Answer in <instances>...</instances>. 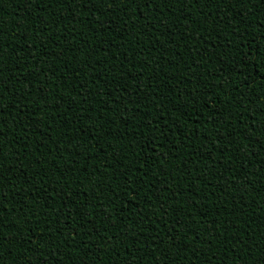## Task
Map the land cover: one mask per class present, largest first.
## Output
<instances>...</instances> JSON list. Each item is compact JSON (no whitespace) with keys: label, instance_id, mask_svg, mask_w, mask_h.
<instances>
[{"label":"trees","instance_id":"1","mask_svg":"<svg viewBox=\"0 0 264 264\" xmlns=\"http://www.w3.org/2000/svg\"><path fill=\"white\" fill-rule=\"evenodd\" d=\"M38 3L39 0H0V28L4 29L2 39L7 45L6 57L9 71L11 67L19 68V64L26 65L24 72L32 77L30 85L21 84L22 91L30 87L32 95L25 101L28 107L19 117L22 124L28 125L30 136L28 148L27 150L20 149L19 140H17L15 149L5 144V155H10L13 151H22L23 155L29 157L30 160L39 157L45 162L44 167L39 169L40 180H27L23 169H20V173L16 171L15 163L8 162V166L14 169V173L10 175L16 177H14L15 184L21 194L26 199L28 195H31L36 201L33 203V199H27L28 206L32 209L30 215L33 219L43 220L42 213L47 208L51 215L58 216L63 223L64 217L59 215V211L71 210L73 213L70 221L72 228L62 229L67 234L73 229L81 228V220L75 215V208L79 206L84 212L89 209L90 205L96 204L97 211L93 215L100 219L95 221V225L105 242L109 236L115 235L116 230L110 226L107 216L111 215L113 209L116 208L122 209L121 216L125 217L121 222L119 218L113 216V219L117 221V226L120 227L122 223L124 228L130 230V235L143 229L144 238L141 243L145 245V248L153 236H159L167 244L169 227L164 225V220L174 222L184 215L174 212V208L181 204L187 207L191 203L190 193L171 196V192L184 193L188 187L187 179L178 181L174 178L177 175L184 176V172L177 173L176 168L187 167L189 170L199 168L207 172L211 167L212 172L202 177L206 179L204 182L208 183V187L205 188L199 180L196 181L198 190L196 204L188 208L187 219H182L177 225L181 235H184L185 230L188 229L185 238L192 241L193 249L198 243L193 240V236L197 233L205 240H213V244L211 241H205L218 256L213 259L221 258L225 264L229 258L238 259L239 264H245V261L251 264L249 259L253 258V247L257 248L256 258L259 260L261 251L264 250V172H262L264 165H261L264 163V39H262L264 28H261L264 27L261 26V23H264V5L245 4L233 8L232 0H225V6H217L213 9L217 19L224 22L218 26L212 23L211 14L199 5L190 11L188 4H185L183 9L175 5L163 7L161 9L164 13L163 18H159L158 9L157 12L145 11L143 13L134 5L125 7L122 3L114 9L108 8L106 4H101L99 9L94 5H85L75 10L76 17L73 16V19L77 22L69 25L68 30L75 36L71 44L72 50L64 51L56 60L53 55L67 48L72 38L68 36L67 31L61 34L59 30H56L53 34L55 39L53 43L47 38L42 28L47 21L52 19L50 12L55 11L63 18L67 15V7L69 10L73 9L71 5H60L54 10L51 7L40 9L37 6ZM92 11L95 13L93 14ZM144 17L147 19H143ZM229 23L231 28L237 29L233 35L226 26ZM165 27L171 29V33L174 34L171 39L167 33L161 35ZM145 28L148 30L145 31ZM157 39L159 43H156ZM41 43L53 55L42 57L44 49H36L35 52H31L29 59L19 62L15 60L17 55L24 56L36 44ZM221 44L224 47H216ZM20 48L24 51L20 52ZM31 56H35L36 59H31ZM105 60L108 61L107 65L104 64ZM86 62L90 67H84ZM65 63L68 65L67 68H65ZM190 65L195 67L190 68ZM41 69L45 71L41 73ZM49 69L55 71L56 76H52ZM79 69H83L79 79H72ZM8 75L10 73L6 71L5 77ZM57 77H63L69 82L61 83ZM20 79L24 80L28 77L21 76ZM43 79H46L48 83H37ZM81 81L84 82L87 104H80L81 110H78L76 105L72 104V100L75 99L79 103L82 99L77 88ZM57 84H60L58 89L55 87ZM5 88L9 93L12 91L7 84ZM73 88H77V91H73ZM152 89H155L158 99L149 108L146 107L145 97L152 99ZM130 92L131 97H129ZM42 96L51 100V107L44 104ZM61 97L64 98V103L58 111L53 112L52 109ZM9 98L15 103V99H19V96ZM129 100L138 104L139 107L135 110H131L133 105L125 108L124 105ZM237 101H240V104H237ZM116 102H119V107ZM66 106H71L72 111L68 112ZM8 107L13 109L12 113H4L5 133L7 139H12L13 132L16 136L22 133L20 127L15 125L14 105ZM83 109L87 111H82ZM174 109H179V111ZM32 113L35 115L33 116ZM161 113L164 115L163 122L159 121ZM88 115L91 119L85 118ZM68 116H71L76 123L69 121L65 124L63 118ZM197 116L200 117L198 122ZM100 117H103V128H97L101 122ZM153 117L157 120L154 121ZM109 121H111L110 124ZM213 122L220 126L230 124L231 129L238 134L233 144H243L252 150V155L248 157V163L245 165L251 180L248 181L251 186L246 189L242 188L237 191L234 187L230 188L229 182L223 179V168L213 167L211 161H205L202 158V153H207L215 142L212 139L216 134ZM49 125H51L50 132L48 131ZM81 127L92 129L87 138L80 132ZM256 129L258 131L251 137L250 134ZM193 132L196 135H193ZM101 136L104 137L102 141ZM121 136L123 139H120ZM185 136H187L186 141ZM197 136L200 139H197ZM242 136L250 141H244L241 139ZM149 140L154 142L148 143ZM162 140L163 143H161ZM259 140L261 143L252 148L253 142L259 143ZM68 141L72 143L69 144ZM109 143L112 146L105 147ZM215 143L219 147V142ZM36 144L43 145L42 155L34 153ZM185 144L191 147L186 148ZM94 145L97 147H93ZM201 145H206V147L201 148ZM65 146H67V151L64 150ZM98 147L104 149L100 153V159H87L88 153L95 157ZM193 149L196 150L195 157L190 155ZM76 151L84 155H76L73 159ZM220 151L223 154L224 150ZM233 154L234 149L233 152L224 154L221 159L220 154L213 149L208 155L227 166ZM125 155L127 159L121 161L125 168L142 166V170L146 172L144 190L140 193L142 199L137 202L121 193V188L124 187L121 172L124 169L117 165L116 168L109 167L106 174H100L101 181L110 183L111 187L106 188L100 194L99 201L94 200L93 197L96 195L97 185L100 182L95 179L97 176L95 169L102 167L109 160L119 159ZM147 156L152 159H145ZM236 159L237 163L233 165V168L243 167L245 162L241 161L238 156ZM20 163L27 169V174L30 176L38 170L37 165L29 166L28 161L23 159ZM81 167L86 168L87 171H74L71 174L67 171L69 168L80 169ZM165 173L168 174L167 177ZM251 173L256 175L252 176ZM111 174H114L116 179L106 180L105 176ZM237 174L242 179L245 173L238 171ZM140 177L141 171L132 173L133 180ZM45 179L48 181L47 184L43 183ZM218 183L224 186L226 190L224 194L217 187ZM152 184H155V187H151ZM6 187L5 203L11 209L16 202L17 194L11 192V184H7ZM132 187L136 188L137 185L133 184ZM165 187L167 191H157ZM200 191L208 194L207 201H201ZM77 193H83L79 200L76 198ZM157 195L168 199V203L163 205L167 209L166 217L161 216L155 207L159 204L156 200ZM117 196L119 199H116ZM149 197H151V204L148 203ZM225 199L228 203L226 210H223ZM137 203H139L138 207ZM16 207L19 208L20 205L17 204ZM217 208L222 210L219 223H210L216 219L214 209ZM0 210L4 212L5 217L8 216L7 208ZM141 211L145 214L143 222L135 215ZM154 212L155 215H153ZM12 215L13 217L16 215L15 208L12 209ZM21 217L27 222V214L23 213L22 209ZM157 219L160 220L159 229L154 223ZM189 219L195 220L190 228ZM150 221L153 223L150 224ZM233 221L236 226L234 230L231 229ZM102 222L109 224L107 232L103 230ZM225 223L229 224L230 236L234 233L242 234L244 239H248V245H244V248L248 249V257L239 247L231 248L230 245H225L223 255L221 241L224 237L220 236L216 230L225 231L223 227ZM18 226H20L18 221L17 225L15 223L2 225L5 230H15ZM56 227L55 223L49 221L48 224H38L34 231L37 234L42 231L45 237L44 244H48L50 241L47 237ZM89 227L91 225L85 226L81 235L84 236V243L90 246L94 241L87 235ZM205 228L209 231L205 232ZM29 232L32 230L29 229ZM72 234L78 235L75 232ZM32 235L34 239L37 238L34 232ZM12 239L24 238L5 237V247L10 249L4 253V264H12L13 258L20 264L19 256L23 253V249L8 245L7 243H11ZM40 239H43V236ZM61 239L63 238L58 234L53 236L52 248H55ZM237 239L239 238L233 237L234 241ZM28 243L30 241L25 240V244ZM67 243L68 241H65V244ZM133 243L136 241L134 240ZM259 244L260 249H258ZM160 247L163 245L152 250L159 253ZM117 248L121 252L120 256L117 252L116 257L114 252H108L105 248L104 253L106 254L102 253L101 257L97 258L106 260L107 264H133L132 255L135 257L143 255V252L136 253L135 248L129 250L119 244ZM229 250L232 253L228 257ZM37 251L35 248L32 249L34 256ZM44 251L47 254L48 250L44 249ZM175 252L176 249L173 248L169 254L162 253V255L171 259L172 264H205L207 261V255H202L200 260H196L192 249L187 253V262L184 260L186 255L184 252L178 256L174 254ZM57 254L59 253H53V256ZM67 254L75 259L76 264H85L92 253L89 252L88 256H83L82 260L77 248H73L71 253ZM126 254L129 257L128 260L125 259ZM24 255L27 258V253ZM52 258V256L49 257V264H52ZM156 258L158 259L159 256L157 255ZM61 260L63 261L64 257H61ZM40 264H46V262L41 260ZM56 264L59 262L57 261ZM134 264H138V261Z\"/></svg>","mask_w":264,"mask_h":264},{"label":"snow or ice","instance_id":"2","mask_svg":"<svg viewBox=\"0 0 264 264\" xmlns=\"http://www.w3.org/2000/svg\"><path fill=\"white\" fill-rule=\"evenodd\" d=\"M121 3L124 4L125 7H127L128 5H134L140 10V12H143V13L145 11L157 12V9H158L159 18H163L164 16L163 11L161 10L163 7L175 5L183 9L184 5L188 4L190 5V7H188L190 11L192 8H197V6L199 5V7L202 6L203 8L207 10V13L211 14L212 23L214 25L218 26L219 24L224 23L223 20L217 19L216 12L213 11V9L217 8V6L219 7L225 6V0H39V3L37 6L40 9H48L49 7H51V9L54 10L57 6H60V5H66V6L71 5L72 6V9L74 11L69 10V8L67 7V15L63 16V18L61 14L55 11L50 12L49 15L52 17V19L47 21L45 26L42 28V31L46 33L47 38L49 40H52L53 43H55L53 34L56 30H59L61 34H64V32L67 31L68 36L71 37L72 39L69 40L67 48L61 49V52L55 55H53V53L50 52L45 47V45L41 43V44H36L35 47L32 48L30 52L25 54L24 56L17 55L15 57V60L19 62L22 60L29 59L31 52H35L36 49H44L42 53V57L43 55H53V58L58 60L60 58V55H62L64 51L72 50L71 44H72V40L75 39V36L68 29H69L70 24L77 22L76 19L75 20L73 19V16L76 17V12H75L76 9H79L85 5H88V6L94 5L95 8L99 9V6L101 4H106L108 5V8L114 9L116 6H118ZM245 4L264 5V0H232L233 8L239 5H245ZM94 13L95 12H93V14ZM143 19H147V18L144 17ZM182 19L188 20L187 18H182ZM65 21H67V23H65ZM192 22L195 23V21H192ZM125 24H127V21H125ZM49 25L51 26L49 27ZM226 26L229 28L230 33L232 35L233 33H236L237 29L231 28L230 23L227 24ZM261 26H264V23H261ZM261 28H264V27H261ZM147 30L148 29L145 28V31ZM3 32H4V29L0 28V209L7 208L8 216L5 217L4 212L0 210V264H4V253L8 252V250L10 249V248L5 247V237H9V238L23 237L24 238L20 240L12 239L11 243H7L8 245L18 246L23 249V253L19 256L20 264H40L41 260H44L46 264H49L50 256L53 257L51 260L52 264H56L57 261L59 262V264H65V261H66V264H76L75 259L70 254L66 255V253H71L73 248L79 249L81 253V260L83 259V256H88L89 252L92 253L89 260L85 262V264H107L106 260H101L100 258H97V257H101V254L104 253L105 248H107L108 252H114L116 257H117L116 255L117 252L120 256L121 252L117 248L118 244L129 250L135 248L137 250L136 253L143 252V255L139 257H135L132 255L131 259L133 261V264L134 262H137V261H138V264H172V260L162 255V253L169 254L171 249L173 248L176 249V252L174 254L177 256L181 252H184L186 254L184 256V260L186 262L188 261L187 253H189V250L192 249V254H195L196 260H200V257L202 255H207V261L205 262V264H225V262L221 258L213 259V257H218V256H216L215 252L213 251V248L209 247V244L205 242V241H211V244H213V240H205L199 235V233H197L193 236V240H196L198 243H197V246L193 249L192 241L187 240L185 238L187 236L188 229L185 230L184 235H181V232L177 227V225L180 224V221L182 219H187L188 208L193 207L196 204V197L198 194V190L196 188V181L199 180L200 184L203 185V187L205 188L208 187V183L204 182L206 179H202V177H206L208 174L212 172L211 167L207 170V172L202 171L199 168L192 169V170L187 169V167L183 169L176 168L177 173L180 171H183L184 176L181 177L177 175L174 178L178 181L181 179H187L188 187L186 189V192L184 193H181L179 191L171 192V196L176 197L177 195H186L190 193L191 203H189L187 207H185L184 204H181L179 207L174 208V212L184 214L183 216L178 217L174 222H170L167 219L164 220V225L169 227V233H168L169 240L167 244H165L164 241L159 236H153L151 242L148 244L147 248H145V245L141 243L142 238H144L143 229H139L135 232L134 235H130V230L127 228H124L122 223L120 227L117 226V221L113 219V216H116L117 218H119L121 222L125 219V217L121 216V212L123 210L116 209V208L113 209V213L111 215L107 216V219L110 222V226L116 230L115 235L109 236L108 240L105 242L103 237L100 235L99 230L96 229V225H95V221L97 219H100L98 216L93 215V213L97 211L96 204L90 205L89 209L85 210L84 212H82L81 207L79 206L75 208V215L79 216L81 220V228L73 229L72 231L67 232V234L62 229H64L65 227L72 228L70 221H71V216L73 213L71 210H69L68 212L54 210V211H59V215L64 217L63 223L61 222L58 216L51 215L49 209L47 208L43 210V213H42L44 217L43 220H40L39 218L33 219V217L30 215L32 209L28 206V203H27V199H33V198L31 195H28L26 199L21 194L20 189L15 184V179H14L15 176L10 175L14 173V169L11 166H8V162L12 161L13 163L16 164V171L20 172V169H23V173L26 174L27 180H40L41 177H40L39 169H42L44 167L45 162L39 157H37V159L35 160H30L29 157H26L23 155L22 151H13L11 152L10 155H5V144L10 145L12 149H15L17 145V140H19L20 149L27 150L28 148V140L30 139V136L28 133V125L22 124L19 117L23 115L24 109L28 107L25 101H27L28 97L32 95L31 88L28 87L27 90L22 91L21 84L30 85L32 77L30 74H26L24 72V67H26V65H20L19 63H17L19 64V68H17L16 66L11 67V71H9V67L7 66V57H6L7 45H6V42L2 39ZM166 33L169 35V39H171L172 36L174 35L173 33H171V29L165 27L164 31L161 32V35H165ZM178 39H182V37H178ZM241 39H243V37H241ZM262 39H264V37H262ZM156 43H159L158 39ZM77 47H79V45ZM216 47H224V45L223 44L216 45ZM19 51L23 52L24 49L20 48ZM197 55H199V53H197ZM31 59L35 60L36 57L31 56ZM37 63H39V61H37ZM107 63L108 61L105 60L104 64L107 65ZM67 66H68L67 63H65V68H67ZM84 67L87 68V67H90V65L86 62ZM194 67H195L194 65H190V68H194ZM6 71L10 73V75H8L7 77H5ZM33 71H35V69H33ZM40 71L41 73H43L45 69H41ZM49 71H51L52 76H56L55 71H52L51 69H49ZM82 71L83 69L77 70V75L73 77L72 79L78 80L79 75ZM21 76L28 77V79L21 80L20 79ZM57 80H60L61 83L69 82L68 80H65L63 77H57ZM189 82L191 81L189 80ZM37 83L47 84L48 81L46 79H43L42 81H37ZM6 84L10 86L12 89L10 93L6 91V88H5ZM55 87L58 89L60 87V84H57ZM77 88L79 89L78 94L82 97V99L79 103H77V101L73 99L72 104L76 105L78 110H81L80 104H87V95L84 92V82L81 81L78 84ZM77 88H73V91H77ZM17 95L19 96V99H15V103H13V99H10L9 97L13 98V97H16ZM69 95H71V93H69ZM131 95L132 93L130 92L129 97H131ZM151 96H152V99L150 100L147 97H145V99L147 100L146 107H149V108L152 107L153 103H155V101L158 99L155 93V89L151 90ZM41 99L44 101L45 105L51 107L50 99H48L45 96H42ZM63 103H64V98L61 97V99L56 102L55 108L52 109L53 112L58 111L59 108L61 107V104ZM116 103H117V107H119L120 106L119 102H116ZM236 103L240 104V101H237ZM9 105H14V108L16 109V117L14 118L15 125H18L20 127L21 133H22L20 136H16L13 132V129L10 128L11 132H13L12 139L6 138L7 134L5 133V123H4V120H5L4 113L5 112L12 113L13 108H9L8 107ZM129 105H133L131 110H135V108L139 107L138 104H134V102L131 100H129L124 105V107L128 108ZM157 108H159L158 104H157ZM66 110L68 112H71L72 111L71 106H66ZM174 110L179 111V109H174ZM82 111L86 112L87 109H83ZM32 115L34 116L35 113H32ZM182 115H186V113H182ZM85 118L91 119V116L88 115ZM63 119H64L65 124H67L69 121H71L72 123H76V121L73 120L71 116L64 117ZM196 119L198 122L200 120V117L197 116ZM153 120L156 121L157 118L153 117ZM100 121L101 122L97 126V128H103L104 126L103 117H100ZM159 121L160 122L164 121L163 113H161L159 117ZM108 123L110 124L111 121H109ZM8 124H9V121H8ZM13 127H16V126H13ZM213 128L215 129L216 134H214L212 139L215 142H219V147H217L216 143L214 142L212 147L208 149L207 153H202V158L205 161H211V164L213 167L223 168V179L229 182L230 188L234 187L237 191L241 190L242 188L246 189L247 187L251 186V183H248V181H251V180L249 179V174L246 172L245 165L248 163V157L252 155V150H249V148L243 144H235V145L233 144V141L235 140L238 134L236 131L231 129L230 124H225L224 126H220V125L215 124V122H213ZM48 131L49 132L51 131V125H49ZM241 131H243V129ZM256 131H258V129L253 130L250 136L252 137V135H254ZM80 132L83 135H85V138H87V136L91 134L92 129L81 127ZM41 135H43V133ZM161 135H163V133ZM193 135H196V133L193 132ZM103 138L104 137L101 136L100 140L102 141ZM120 139H123V136H121ZM197 139H200V137L197 136ZM241 139H243L244 141H250L249 139H246L244 136H242ZM184 140L185 141L187 140V136L184 137ZM153 142L154 141L149 140L148 143H153ZM33 143H35V141H33ZM68 143L71 144L72 142L68 141ZM161 143H163V140L161 141ZM260 143H261L260 140H259V143L253 142L252 148H255V145H258ZM111 146L112 145L110 143L105 145V147H111ZM93 147H97V146L94 145ZM185 147L190 148L191 146L185 144ZM204 147H206V145H201V148H204ZM213 149H215L218 152V154H220L221 159L223 158L224 154L233 152V149H234V154L228 160L227 166L219 163L218 160L213 159L211 156L209 157L208 154H211ZM221 149L224 150L223 154H221V151H220ZM64 150L67 151V146H65ZM103 151H104L103 148L98 147L95 157H93L91 153H88L86 158L87 159H92V158L100 159V153H102ZM113 151H115V149ZM34 153H39L42 155L43 145L36 144ZM76 155H84V153L76 151L74 153L73 159L75 158ZM190 155L195 157L196 150L193 149L190 152ZM237 156L240 158L241 161H244L245 163L243 164V167L240 166L234 169L233 165L237 163V159H236ZM61 158H62V155H61ZM21 159L28 161L29 166L33 164L38 166V170L36 171L34 175L30 176L27 174V169H25L20 163ZM126 159H127L126 155L123 157H120L119 159H112V160H109L107 163L103 164L102 167H97L95 169V172L97 173V176L95 177V179L96 181H100V182L97 185V192H96V195L93 197L94 200L99 201L101 199L100 194L103 193L106 190V188L111 187L110 183H104L103 181H101L100 174H106L109 167L116 168L117 165L120 168L124 169V171L121 172V176L123 177V183H124V187L121 188V193L125 196L131 197L137 200V202H139L142 199V197L140 196V193L144 190V179L147 178L146 172L142 170V166L139 168L135 166L132 168H125L124 164L121 163V161L126 160ZM145 159H152V157L147 156L145 157ZM37 161H39V163H37ZM261 165H264V163H262ZM67 171L69 174H71L74 171H85L86 172L87 169L84 167H81L80 169L69 168L67 169ZM134 171H141V177L137 178L136 180H133L132 173ZM238 171L239 173L242 171L245 173L242 179L237 174ZM219 174L220 173L218 171V175ZM164 175L165 177H167L168 174L165 173ZM251 175L255 176L256 174L251 173ZM105 179L115 180L116 177L114 174H111V175H106ZM43 183L47 184L48 181L45 179L43 180ZM7 184H11L12 185L11 192L17 194L16 202L15 204H13V207L11 209H9L7 206V203H5V195H6L5 193L7 190V187H6ZM133 184H136L137 187L136 188L132 187ZM117 187H120V185H117ZM151 187H155V184H152ZM217 187L219 188L222 194L225 193L226 190L222 184L218 183ZM165 189L167 188L165 187L162 189H158L157 191L158 192L167 191ZM199 194H200L201 201L208 200L207 193L200 191ZM81 195H83V193L76 194L77 200H79ZM116 199H119V196H117ZM156 200L159 201V204L155 205L156 209L159 211L161 216L166 217L168 213H167V209H165L163 205L168 203L167 197L162 198L160 195H157ZM33 203H36L35 199H33ZM73 203H75V201H73ZM148 203L151 204V197H149ZM227 203L228 201L227 199H225L224 201L225 208L223 210H226ZM17 204L20 205L19 208L16 207ZM81 204H83V201H81ZM138 206H139V203H137V207ZM61 207L63 208V205ZM242 207H246V206H242ZM13 208L16 209L15 217H13L12 215ZM21 209L23 210V213L27 214V222H25V220L21 217ZM221 211L222 210L218 208L214 209L216 219L210 221V223H213V224L219 223ZM135 215L139 217L141 222H143V220L145 219V214L142 211L135 213ZM153 215H155V212L153 213ZM249 217H251V213H249ZM128 219H130V217H128ZM17 221L19 222L20 226H18V228L15 230H5L4 227H2V225L6 223H15L17 225ZM49 221L55 223L57 227L54 230H52L51 234L47 237V239L50 242L48 244H44L45 237L43 235V232L41 231L40 234H37L34 231V229H36V226L38 224H41V223L48 224ZM149 223L151 224L153 223V221H150ZM154 223L156 224L157 229H159L160 220L157 219L156 221H154ZM194 223H195L194 219H189L188 220L189 228ZM87 225H91V227H89L87 230V235L90 239L94 241L93 244L90 246L84 243V236L81 235V231ZM181 227H183V225H181ZM223 227L225 228V231L223 232H220L218 229L216 230L220 236L224 237V239L221 241V244L223 245L222 247L223 255L225 254L224 253L225 245H230L231 248L239 247L240 250H242V252L244 253V255L248 257V249L244 248V245H248L249 243L248 239H244L242 234L236 235L234 233L233 235L230 236L228 223H225ZM235 227H236L235 222L234 221L231 222V229L234 230ZM102 228L105 232H107L109 228V224L102 222ZM29 229H31L32 232L35 233L37 237L36 239L33 238L32 232H29ZM94 229L95 231H93ZM204 231L208 232L209 229L205 228ZM73 232L78 233V235H73L72 234ZM57 234L59 235V237H62L63 239L60 240V242L56 245L55 248H52V243H51L52 237L56 236ZM41 236H43V239H40ZM113 237H115V239H113ZM233 237H238L239 239L234 241ZM177 238H179V241H177ZM25 240L30 241V243L25 244ZM134 240L136 241V243H133ZM65 241H68V243L65 244ZM159 245H163V247H160L159 253L152 250L153 248ZM34 248L38 250L35 253V256L33 255V252H32V249ZM260 248H261V245L259 244L258 249ZM44 249L48 250L46 251L47 254H45ZM25 253H27V258H25V255H24ZM53 253H59V254L53 256ZM230 253H232L231 250L227 252L228 257ZM157 255L159 256L158 259L156 258ZM92 256H94L95 258L92 259L91 258ZM61 257H64L63 261L61 260ZM252 257H253L252 259H249L251 261V264H264V250L261 251L259 260H257L256 258L257 248L253 247ZM125 259L126 260L129 259L127 254H126ZM12 264H18L15 258H13ZM227 264H239V260L234 259V258H231V259L229 258L227 261ZM245 264H248V261H245Z\"/></svg>","mask_w":264,"mask_h":264}]
</instances>
